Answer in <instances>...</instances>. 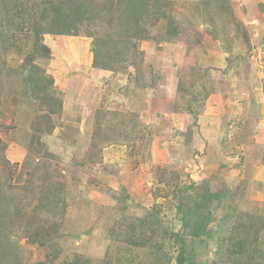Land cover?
Wrapping results in <instances>:
<instances>
[{
	"label": "rangeland",
	"instance_id": "obj_1",
	"mask_svg": "<svg viewBox=\"0 0 264 264\" xmlns=\"http://www.w3.org/2000/svg\"><path fill=\"white\" fill-rule=\"evenodd\" d=\"M0 1V264H264V0H152L141 24H112L119 0H90L96 22L59 0L80 22L31 63L62 104L43 134L46 0Z\"/></svg>",
	"mask_w": 264,
	"mask_h": 264
},
{
	"label": "trees",
	"instance_id": "obj_2",
	"mask_svg": "<svg viewBox=\"0 0 264 264\" xmlns=\"http://www.w3.org/2000/svg\"><path fill=\"white\" fill-rule=\"evenodd\" d=\"M150 1L152 0H119L118 2H113L111 4L109 2L106 8V10L108 11L106 13L107 16L109 14L110 17H112L111 15H114L112 24H114L115 22H119L120 19H124L127 22L128 18H130L132 14H134V19L138 20V24H141V21L142 22L148 21L151 15V12L148 10L149 8L147 7ZM89 4H90V0H84V2L79 5V9H81L80 11L82 12V17L84 20L90 18L88 20L89 22H93V21L96 22L98 18L95 13L94 14L91 13L92 16L88 15L90 10L87 8V5ZM92 4H93V0H92ZM35 8L36 7L32 6L29 9H25L24 11L29 17L30 16L33 17L36 16V14L39 11V10L35 11ZM31 9L32 11L30 12ZM73 11H74L73 4L69 5L59 0H46L44 2L42 9L40 10V17H38L40 19L39 21L40 24L35 27L37 36L33 43L34 55L30 57L29 60L30 59L31 60L28 61V63L30 64L29 68L31 71L30 76L28 77V85H29L28 88L33 91V100L39 102L41 106L45 107L44 109L49 111V113L40 117L41 121L46 120L43 123L44 129L40 130L42 131L41 134L51 132V129L47 128V127H52V126H47L50 120L49 115L50 113H53L54 111L60 109L62 104L59 100H57L53 96V92H52L53 80L50 79V77L46 76L45 73L40 72L41 70L37 66L32 65L31 63H34V60L39 56L50 58V54H51L50 48H48L45 44L42 43L41 41L42 36L73 35L72 30L75 29L78 22H80V20H77L74 17ZM47 24H49L50 26L47 27L46 26ZM5 34L6 33L2 29H0V42H4L6 44L7 42H10V38L8 39L7 37H5ZM98 40L99 38H97V41ZM104 53L106 54V52H101L100 49H98L95 46L94 66L102 70L111 71L112 68L108 65V61L112 59V56L107 54L108 57H105L103 55ZM101 58H102V62H100L99 65L98 61H101ZM114 59L119 62V60H117L116 57ZM38 123L40 124V126H43L42 122L39 121ZM33 135H35V132L33 133ZM7 199L11 200L12 198L11 196H8ZM205 200H206L205 196L201 197L200 201L197 200V202L199 203V208H198V212L194 216V219H200V221L194 222L195 227L193 228V230H190V234H189L191 237H201L203 234L206 233V229L208 227L210 218L209 217L202 218L203 210L206 207ZM183 209L184 208L181 203L179 206V211L180 213H183L182 222L184 228L187 229L189 228V223L192 213L190 214L189 210L187 211V209L186 210ZM145 219L146 218L142 219L141 225H143L146 222ZM210 235L212 236V234L207 233L208 237H210ZM178 238L180 237L178 236ZM134 241L132 242L133 245H139L138 241L135 242ZM180 255L181 256H179L178 258V264H183L185 252H182ZM66 264H72V263H66Z\"/></svg>",
	"mask_w": 264,
	"mask_h": 264
},
{
	"label": "crops",
	"instance_id": "obj_3",
	"mask_svg": "<svg viewBox=\"0 0 264 264\" xmlns=\"http://www.w3.org/2000/svg\"><path fill=\"white\" fill-rule=\"evenodd\" d=\"M218 114H220V113H218Z\"/></svg>",
	"mask_w": 264,
	"mask_h": 264
}]
</instances>
